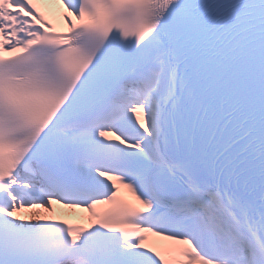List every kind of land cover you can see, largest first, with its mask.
Returning a JSON list of instances; mask_svg holds the SVG:
<instances>
[{
  "label": "snow or ice",
  "instance_id": "1",
  "mask_svg": "<svg viewBox=\"0 0 264 264\" xmlns=\"http://www.w3.org/2000/svg\"><path fill=\"white\" fill-rule=\"evenodd\" d=\"M0 264H264V0H0Z\"/></svg>",
  "mask_w": 264,
  "mask_h": 264
}]
</instances>
